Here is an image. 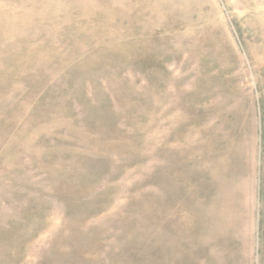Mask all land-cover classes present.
Segmentation results:
<instances>
[{"label":"rangeland","instance_id":"1","mask_svg":"<svg viewBox=\"0 0 264 264\" xmlns=\"http://www.w3.org/2000/svg\"><path fill=\"white\" fill-rule=\"evenodd\" d=\"M0 264H264V0H0Z\"/></svg>","mask_w":264,"mask_h":264}]
</instances>
